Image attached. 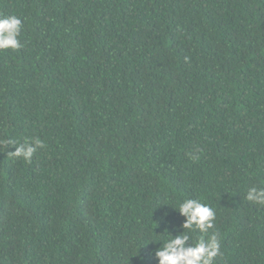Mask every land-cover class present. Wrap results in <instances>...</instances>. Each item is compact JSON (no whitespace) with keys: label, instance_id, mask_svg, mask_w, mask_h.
<instances>
[{"label":"trees","instance_id":"trees-1","mask_svg":"<svg viewBox=\"0 0 264 264\" xmlns=\"http://www.w3.org/2000/svg\"><path fill=\"white\" fill-rule=\"evenodd\" d=\"M10 15L0 264H159L184 198L215 210V264H264L246 199L264 187V0H0ZM33 137L31 161L10 155Z\"/></svg>","mask_w":264,"mask_h":264},{"label":"clouds","instance_id":"clouds-1","mask_svg":"<svg viewBox=\"0 0 264 264\" xmlns=\"http://www.w3.org/2000/svg\"><path fill=\"white\" fill-rule=\"evenodd\" d=\"M21 30L22 21L19 17L0 16V51L18 50L23 47L20 41ZM7 142L14 145L10 155L25 161H31L37 149L45 147L39 137H33L31 144L18 143L11 138ZM4 143L6 142L0 139V145ZM246 199L264 205V187L255 185L250 187L246 192ZM176 208L186 218L183 228L187 231L177 235L171 234L163 240V246L155 253L159 258V264H215V258L221 254L218 233L213 232L209 235V230L214 227L215 210L210 205L193 198L182 199ZM197 229H199V237L194 245L186 247L189 240L188 233Z\"/></svg>","mask_w":264,"mask_h":264}]
</instances>
